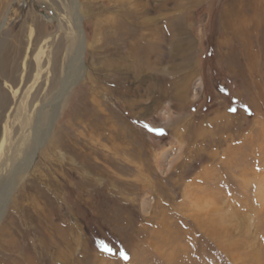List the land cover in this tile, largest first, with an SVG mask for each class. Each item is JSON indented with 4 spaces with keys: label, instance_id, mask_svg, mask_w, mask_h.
Listing matches in <instances>:
<instances>
[{
    "label": "rangeland",
    "instance_id": "rangeland-1",
    "mask_svg": "<svg viewBox=\"0 0 264 264\" xmlns=\"http://www.w3.org/2000/svg\"><path fill=\"white\" fill-rule=\"evenodd\" d=\"M57 2L0 0V142L64 75ZM76 5L83 75L16 176L0 264H264V0Z\"/></svg>",
    "mask_w": 264,
    "mask_h": 264
},
{
    "label": "bare ground",
    "instance_id": "bare-ground-1",
    "mask_svg": "<svg viewBox=\"0 0 264 264\" xmlns=\"http://www.w3.org/2000/svg\"><path fill=\"white\" fill-rule=\"evenodd\" d=\"M65 1L68 2L69 5H71V8L73 10V12L69 11V13L71 14V20H65L64 16H62L60 20L56 19V29L54 30V32L50 33L43 39V42L50 41L52 44L55 39L59 36V31L63 30L64 32L62 38L60 36V39H63V43L60 44L61 46L56 50L54 55V61H56L59 57V53L62 51L61 59L63 60L64 68V75L57 82L58 85L56 87V92L52 97L46 99H43L42 97V100H39L38 102L33 104V107L35 106V108L32 107L31 110H29L28 114L26 113L27 117L23 119V121L20 120L21 122H19V128L15 129V135L12 138L9 137V131L12 129L10 126V130L5 127L1 136L2 139L0 142V150L7 143V141H9L10 146L8 148L7 153H5L6 157H4L3 159L0 158V218L3 215L5 208L7 207L11 190L16 185V176L29 166V163L35 157L36 151L47 140L48 136L50 135L53 129V124L58 115L59 109L61 108L60 104L62 99L64 98L65 93H67L77 82V80L83 75L81 68H83L84 66V51L86 43L85 37L83 35L81 20L80 16L77 13L76 0ZM57 3H60L61 5H63V7H65L64 0H59V2ZM74 10H76L75 13ZM184 16L185 15H182V18L178 17L179 19L177 18V20L175 21L176 23L174 22V30H176V28H178V30L180 29L181 31L184 30V28L186 27V20ZM70 22L74 27L76 33L75 38L70 37V34L68 33V30L70 29ZM67 33L69 35H67ZM142 37L143 36H141V38ZM137 46L144 58L150 57L155 50L154 43H148L144 41L143 38L137 43ZM191 54L192 53L190 52L184 54L185 58H187L185 59L186 63H189ZM37 64L40 65V59L37 61ZM75 68H79L80 70L76 69L75 71ZM13 92L16 93L17 89H15ZM1 102L4 103V98H2ZM23 103L25 104V102ZM26 105L27 104H25V106ZM19 106L21 105L19 104ZM45 110H50V113L46 114ZM2 114L3 113H0V118ZM13 166H16V168L12 169ZM7 172V177L9 176V178L6 179Z\"/></svg>",
    "mask_w": 264,
    "mask_h": 264
}]
</instances>
